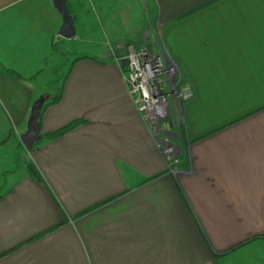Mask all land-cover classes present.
I'll list each match as a JSON object with an SVG mask.
<instances>
[{"label":"crops","instance_id":"0c3cea01","mask_svg":"<svg viewBox=\"0 0 264 264\" xmlns=\"http://www.w3.org/2000/svg\"><path fill=\"white\" fill-rule=\"evenodd\" d=\"M110 2L66 0L76 33L64 39L53 0H0V165L13 163L0 166V264H264V0H139V36L106 55L112 27L98 42L94 29ZM120 41L147 44L192 88L173 103L172 169L125 85ZM66 43L105 54L71 61L42 108L25 150L35 179L15 148L33 102L59 89Z\"/></svg>","mask_w":264,"mask_h":264},{"label":"built area","instance_id":"2783aa9c","mask_svg":"<svg viewBox=\"0 0 264 264\" xmlns=\"http://www.w3.org/2000/svg\"><path fill=\"white\" fill-rule=\"evenodd\" d=\"M124 58L128 59L125 66L121 64L123 58H118L117 62L121 66L125 85L137 110L151 127L159 147L162 148L166 139L157 138L155 133L156 129L160 128L159 122L165 117H170L169 97L173 93L178 101L184 102L193 96L192 88L179 83L177 69L165 63L147 44L137 48L131 45ZM166 73L170 75L165 76ZM163 151H171L173 155L177 152L175 147L169 150L163 148Z\"/></svg>","mask_w":264,"mask_h":264},{"label":"rangeland","instance_id":"374dc122","mask_svg":"<svg viewBox=\"0 0 264 264\" xmlns=\"http://www.w3.org/2000/svg\"><path fill=\"white\" fill-rule=\"evenodd\" d=\"M139 0H111L110 4H111V11H112V17L111 20L109 22L108 19L102 20L103 23H99L97 20V24L95 25V32H96V39L97 42L101 41L102 37L105 36V33H107V27L108 24L110 23L111 27H112V31H113V35L111 36V38H109V35H106L104 38H106V40H108L109 42L111 41V44H108L106 47V55L109 53L111 55V50L114 46V42L118 41V39H122V38H136L139 36L140 33L136 34V31H141V29L138 30V26L142 23V21H145V17L146 15L143 13V6L140 5V2H138ZM120 14V16H119ZM143 21V22H144ZM104 22L106 23V28L104 27ZM129 23L132 24L134 26L133 27V31L130 33V31H128V35H126L125 33L119 34V33H114V32H120L122 33L124 29H122L124 27V23ZM105 28V29H104ZM110 39V40H109ZM121 42V41H120ZM118 45L116 47H120L123 46V52L126 53V47H125V41H122L120 44L119 42L117 43ZM100 45V43H99ZM78 46V45H77ZM75 46L73 43H66L63 46H60V50H59V64L53 69V73L56 76V80L57 81H53L51 84L52 88L49 90V93H53V91L55 90L54 87L56 88L58 82L60 85V82L64 76V74L66 73L67 69L69 68V65L71 63V61H73L75 58H77L78 56L81 55H98V53H104L102 51H87L82 49L81 47H77ZM81 46V45H80ZM110 46V47H109ZM98 47V45H97ZM111 48V49H110ZM110 49V51H109ZM114 50V48H113ZM108 52V53H107ZM108 54V55H109ZM118 58V57H117ZM166 63V62H165ZM170 74L166 73L165 76H169ZM181 75V74H180ZM179 75V76H180ZM178 78V77H175ZM180 78V77H179ZM187 85V84H186ZM178 98H176V95L174 96L173 93H171L170 97H169V108L171 109L170 112V117H165L163 118L160 122H159V129H156V133L155 135H157V138L159 137L160 139H163L166 141H163L162 148L161 150L163 151V148L166 150L171 149L172 147H175L177 152L175 151V155L171 154L170 152L164 153L166 157V161L168 164L169 168H173L174 165H176V162L178 161L177 155L180 152V150L182 149V147H180V144L176 143L175 138H173V134H178V130L179 128L182 129V125L178 126L177 125V121H176V117L179 118L178 116H174V112H173V103L177 100ZM190 99V98H189ZM188 100V99H187ZM182 102V101H180ZM180 119V118H179ZM158 130V131H157ZM8 148L10 150H12V148H10L9 146L5 147V152L8 151ZM16 155H17V162H16V168H20L24 166V162L27 159L25 156L26 155V151L24 149V147H16ZM179 151V152H178ZM168 154V155H167ZM5 162H1L2 167H5L12 170L13 167V163H11L12 158L11 157H7L5 158ZM178 163V162H177ZM6 188V184L4 183L3 185L0 186V192L4 191V189Z\"/></svg>","mask_w":264,"mask_h":264},{"label":"water","instance_id":"95a60500","mask_svg":"<svg viewBox=\"0 0 264 264\" xmlns=\"http://www.w3.org/2000/svg\"><path fill=\"white\" fill-rule=\"evenodd\" d=\"M53 4L62 19V23L58 30V35L64 39L72 38L76 33V28L73 23L72 16L67 9L66 0H53ZM127 63V58H123L121 60V64L123 66H125ZM46 98L47 96L41 95L33 102L30 115L27 120V128L25 132L20 135V142L27 151H31L34 147V144L42 137L40 133L39 119L41 116V109Z\"/></svg>","mask_w":264,"mask_h":264},{"label":"trees","instance_id":"16d2710c","mask_svg":"<svg viewBox=\"0 0 264 264\" xmlns=\"http://www.w3.org/2000/svg\"><path fill=\"white\" fill-rule=\"evenodd\" d=\"M70 12V11H69ZM127 45V44H126ZM113 57H117V51L116 49L113 50V54L111 56V58ZM70 66L69 68L67 69L66 73L64 74L61 82H60V85H59V89L58 91L55 92V94H53V96H51L49 99H45L44 100V103H43V106L42 108L45 106L46 103H49V102H54L56 100H58L61 96V93H62V86H63V83L67 77V75L69 74V71H70ZM186 82V80L184 79V76H180L179 78V83H184ZM41 112H42V109H41ZM76 121H73V122H70L68 124H66L65 126L53 131V132H50L48 134H45L43 135V137H46V138H52V137H56V136H60L62 134H64L66 131H68L69 129H71L74 125H75ZM25 169L27 171V173L32 177V178H35V179H40L39 177V174H38V171L37 169L34 167V164L31 162V161H26L25 162Z\"/></svg>","mask_w":264,"mask_h":264},{"label":"flooded vegetation","instance_id":"af4514ba","mask_svg":"<svg viewBox=\"0 0 264 264\" xmlns=\"http://www.w3.org/2000/svg\"><path fill=\"white\" fill-rule=\"evenodd\" d=\"M178 104H181V102H180V101H178Z\"/></svg>","mask_w":264,"mask_h":264}]
</instances>
